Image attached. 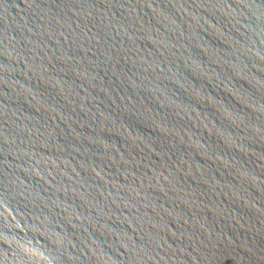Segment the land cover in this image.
I'll return each mask as SVG.
<instances>
[{
	"label": "water",
	"instance_id": "95a60500",
	"mask_svg": "<svg viewBox=\"0 0 264 264\" xmlns=\"http://www.w3.org/2000/svg\"><path fill=\"white\" fill-rule=\"evenodd\" d=\"M0 264H264V0H0Z\"/></svg>",
	"mask_w": 264,
	"mask_h": 264
}]
</instances>
